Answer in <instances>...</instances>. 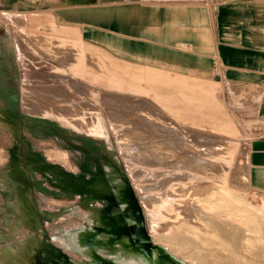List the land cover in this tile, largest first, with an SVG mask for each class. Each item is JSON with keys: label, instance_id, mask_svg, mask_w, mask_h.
I'll return each instance as SVG.
<instances>
[{"label": "rangeland", "instance_id": "obj_1", "mask_svg": "<svg viewBox=\"0 0 264 264\" xmlns=\"http://www.w3.org/2000/svg\"><path fill=\"white\" fill-rule=\"evenodd\" d=\"M10 11L14 15L21 10ZM13 23L23 60L37 67L27 82V105L37 102L35 113L43 117H71L59 120L102 146L110 144L114 153L110 159L99 156L97 166L89 160L87 184L72 185L67 196L72 204L66 211H55L53 196H65H58L51 180H0V264H163L165 257L188 264L157 236L180 234L177 226L184 220L196 225L205 189L234 185L254 207L263 204L264 192L250 184L248 151L240 134L219 135L207 126L183 123L153 95L93 82L73 71L79 50L49 37L55 33L49 26L27 29L19 17ZM97 53L85 52V65L96 73L134 69L121 62L101 67ZM63 64L66 72L59 69ZM63 76L71 89L66 104H60ZM39 144L44 160H57L59 154L47 151L51 141ZM23 159L31 160L30 154L24 153ZM170 209L175 213L168 214ZM208 249L205 246L193 263L200 264Z\"/></svg>", "mask_w": 264, "mask_h": 264}, {"label": "crops", "instance_id": "obj_2", "mask_svg": "<svg viewBox=\"0 0 264 264\" xmlns=\"http://www.w3.org/2000/svg\"><path fill=\"white\" fill-rule=\"evenodd\" d=\"M5 1L0 3V180H51L58 196H65H53L55 211H66L72 185L87 184L89 160L97 166L99 156L110 159L114 153L110 144L102 146L59 120L71 117H43L35 113L37 102L27 105V82L37 67L23 60L13 23L19 17L27 29L47 25L57 33L49 37L77 48L75 73L153 95L183 123L219 135L240 134L250 184L264 192V0ZM12 8L21 11L12 15ZM86 50L98 52L101 67L121 62L134 69L96 73L85 65ZM66 66L59 69L66 72ZM59 80L60 104H66L69 80ZM43 140L52 142L47 151L59 154L57 160L43 159ZM24 153L31 160L25 162Z\"/></svg>", "mask_w": 264, "mask_h": 264}, {"label": "bare ground", "instance_id": "obj_3", "mask_svg": "<svg viewBox=\"0 0 264 264\" xmlns=\"http://www.w3.org/2000/svg\"><path fill=\"white\" fill-rule=\"evenodd\" d=\"M199 167L202 166L200 165ZM176 190L179 191L178 189ZM236 190L234 185L232 187L221 186L218 188L209 187V190L205 189L206 198L202 199L198 197V200L201 198L199 200L200 207L199 205L197 206L200 209H196V211H199L200 220L198 219V222H200L198 223L193 219L198 225L197 223L196 225H190L184 222L188 220L183 221L181 219L183 221L181 224L184 225L181 227L177 226L181 231L180 234L174 236L160 235L157 236V240L168 245L174 254L183 256L189 260L188 264H194L193 262L197 260V256L204 250L205 246L210 249L206 250L208 255L199 257L200 264H264V202L259 207H254L245 197L239 195ZM182 196L183 194L180 197ZM193 201L197 202V199ZM157 202L159 203V200L157 201L156 199L155 203ZM177 204H175L176 208L179 207ZM179 205L183 206L180 203ZM173 208L176 209L174 206ZM172 209L167 213L174 212H171ZM196 215L198 214L196 213ZM178 222H180L179 219ZM178 222L177 224L180 225ZM162 263L179 264L174 259L171 261L168 257L162 258Z\"/></svg>", "mask_w": 264, "mask_h": 264}]
</instances>
